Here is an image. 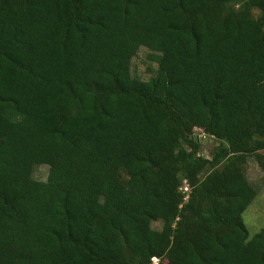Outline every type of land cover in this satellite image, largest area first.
Returning <instances> with one entry per match:
<instances>
[{"label":"trees","instance_id":"obj_1","mask_svg":"<svg viewBox=\"0 0 264 264\" xmlns=\"http://www.w3.org/2000/svg\"><path fill=\"white\" fill-rule=\"evenodd\" d=\"M263 151L264 0H0V264H264Z\"/></svg>","mask_w":264,"mask_h":264},{"label":"rangeland","instance_id":"obj_2","mask_svg":"<svg viewBox=\"0 0 264 264\" xmlns=\"http://www.w3.org/2000/svg\"><path fill=\"white\" fill-rule=\"evenodd\" d=\"M152 49L141 46L137 54L131 60V73L141 79H149L156 74L158 63L152 54ZM195 135L199 136L202 147L200 154L204 157L209 156L211 149L218 141L199 130H194ZM264 154V151L262 152ZM245 175L257 189V195L252 203L243 212V220L248 230L249 237H252L260 229L264 228V178L263 171L254 157L247 158L245 163ZM48 174V166L45 164L35 166L33 177L38 180H45ZM155 228L161 227V222H153ZM158 259L153 258L152 264H157Z\"/></svg>","mask_w":264,"mask_h":264},{"label":"built area","instance_id":"obj_3","mask_svg":"<svg viewBox=\"0 0 264 264\" xmlns=\"http://www.w3.org/2000/svg\"><path fill=\"white\" fill-rule=\"evenodd\" d=\"M182 190L185 191V192L188 191V186H187V184H184V186L182 187ZM154 259H156V258H154Z\"/></svg>","mask_w":264,"mask_h":264},{"label":"water","instance_id":"obj_4","mask_svg":"<svg viewBox=\"0 0 264 264\" xmlns=\"http://www.w3.org/2000/svg\"><path fill=\"white\" fill-rule=\"evenodd\" d=\"M189 133L192 134V135H194L196 140H199V136L193 134V132H191V131Z\"/></svg>","mask_w":264,"mask_h":264}]
</instances>
